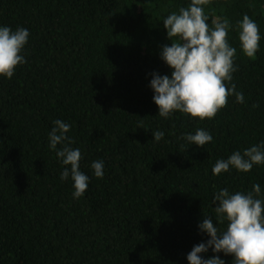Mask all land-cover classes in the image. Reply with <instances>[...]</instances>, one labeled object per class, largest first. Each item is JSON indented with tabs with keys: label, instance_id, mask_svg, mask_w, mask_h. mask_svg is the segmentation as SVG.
I'll return each instance as SVG.
<instances>
[{
	"label": "trees",
	"instance_id": "trees-1",
	"mask_svg": "<svg viewBox=\"0 0 264 264\" xmlns=\"http://www.w3.org/2000/svg\"><path fill=\"white\" fill-rule=\"evenodd\" d=\"M190 0H0V26L29 31L12 78L0 77V264H188L208 239L198 224L215 214L216 192L252 191L264 200V164L212 173L217 160L264 145V0H210L211 28L228 19L235 96L212 119L158 115L152 73L170 45L163 20ZM258 25L259 50L243 55L235 26ZM258 105V107H253ZM143 118V119H142ZM55 120L79 148L88 188L73 198L71 177L49 145ZM204 129L203 147L183 137ZM164 132L158 142L152 133ZM61 146L57 145V149ZM264 150V148H262ZM102 161L97 178L93 161ZM221 231L226 223L218 225ZM218 255L225 264L233 257Z\"/></svg>",
	"mask_w": 264,
	"mask_h": 264
},
{
	"label": "clouds",
	"instance_id": "clouds-1",
	"mask_svg": "<svg viewBox=\"0 0 264 264\" xmlns=\"http://www.w3.org/2000/svg\"><path fill=\"white\" fill-rule=\"evenodd\" d=\"M209 3L210 0H190L178 14L173 12L163 20L170 45L162 47L160 59L172 70L171 76L154 72L149 85L160 117L169 118L173 112H180L199 120L212 119L227 105L230 96L234 95L237 103L244 101L243 93L237 92L234 84L229 87L225 83L232 80V73L237 70L234 67L237 49L228 42L232 25L228 19L217 18L210 28L204 10ZM235 29L243 55L254 58L261 39L258 25L245 14ZM28 37L29 31L25 28L13 31L0 26V77L12 78L16 67L26 63L21 52ZM53 124L48 147L56 151L63 166H70L64 168L60 179L64 181L71 177L73 198H80L89 182L88 176L79 169L81 151L69 146L74 143L66 135L69 124L61 120H55ZM152 137L158 142L163 139L164 132L157 130ZM183 138L198 147L213 139L204 129H197L195 134L189 133ZM57 145L61 147L57 149ZM262 148L264 145L251 146L243 154L234 152L227 160H217L212 173L219 175L230 169L248 173L254 165L264 164ZM91 169L95 177H103L102 161H93ZM260 193L259 184H254L247 194H230L227 188L216 192L212 200L215 223L213 218L204 216L198 224L199 231L208 239L193 246L187 255L188 264H225L218 255L204 258L202 254L209 249L213 253L232 256V264H264V200L257 198ZM225 223L226 229L221 231L218 225Z\"/></svg>",
	"mask_w": 264,
	"mask_h": 264
}]
</instances>
